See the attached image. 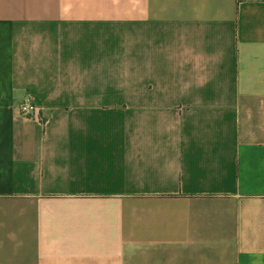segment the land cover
<instances>
[{"label": "crops", "instance_id": "obj_1", "mask_svg": "<svg viewBox=\"0 0 264 264\" xmlns=\"http://www.w3.org/2000/svg\"><path fill=\"white\" fill-rule=\"evenodd\" d=\"M0 264H264V0H0Z\"/></svg>", "mask_w": 264, "mask_h": 264}, {"label": "built area", "instance_id": "obj_2", "mask_svg": "<svg viewBox=\"0 0 264 264\" xmlns=\"http://www.w3.org/2000/svg\"><path fill=\"white\" fill-rule=\"evenodd\" d=\"M21 113L25 117H31L38 114V107L31 97H26L21 104Z\"/></svg>", "mask_w": 264, "mask_h": 264}]
</instances>
